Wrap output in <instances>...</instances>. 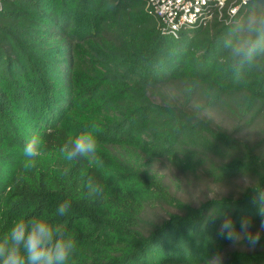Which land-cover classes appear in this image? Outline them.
Listing matches in <instances>:
<instances>
[{"label":"trees","instance_id":"1","mask_svg":"<svg viewBox=\"0 0 264 264\" xmlns=\"http://www.w3.org/2000/svg\"><path fill=\"white\" fill-rule=\"evenodd\" d=\"M229 23L174 36L145 0L4 1L0 238L71 199L58 222L78 241L72 264H207L217 252L223 264H264V233L254 250L218 235L224 214L256 230L264 189V71H227L218 43ZM93 124L97 157L65 161L66 139ZM34 135L45 149L25 170ZM157 163L174 167L171 181ZM89 177L100 195H87ZM191 183L208 189L202 198Z\"/></svg>","mask_w":264,"mask_h":264},{"label":"clouds","instance_id":"2","mask_svg":"<svg viewBox=\"0 0 264 264\" xmlns=\"http://www.w3.org/2000/svg\"><path fill=\"white\" fill-rule=\"evenodd\" d=\"M227 71L239 80L245 73L264 71V0H247L246 5L230 20L218 43ZM98 126L93 124L69 136L60 147L67 162L91 161L99 151ZM45 149L39 136L30 137L23 148V167L30 170ZM87 195L98 196L103 188L89 177ZM255 202L261 217L259 227L253 230L250 217H242L239 225L232 215L224 214L218 226V235L233 247L246 246L254 250L261 245L264 233V189L254 188ZM72 207V200L65 199L51 216L42 214L17 219L7 234L0 238V264H72L78 241L68 232L58 218L65 217ZM264 246V245H262ZM207 264H223L219 252L207 259Z\"/></svg>","mask_w":264,"mask_h":264},{"label":"built area","instance_id":"3","mask_svg":"<svg viewBox=\"0 0 264 264\" xmlns=\"http://www.w3.org/2000/svg\"><path fill=\"white\" fill-rule=\"evenodd\" d=\"M4 1L0 0V11ZM146 10L155 16L164 31L178 36L182 30L206 26L213 18L229 22L247 0H145Z\"/></svg>","mask_w":264,"mask_h":264},{"label":"rangeland","instance_id":"4","mask_svg":"<svg viewBox=\"0 0 264 264\" xmlns=\"http://www.w3.org/2000/svg\"><path fill=\"white\" fill-rule=\"evenodd\" d=\"M156 168L160 171L161 175L166 176L165 179L167 181H171V177L173 174V170L171 168H174L170 165H166V164H156ZM176 171V169H175ZM206 190H208L207 188H205L204 185L201 184H195V183H191L190 184V191L192 194H194V196L198 197L199 199L203 197L204 192H206ZM208 193L211 194V192L208 191Z\"/></svg>","mask_w":264,"mask_h":264}]
</instances>
